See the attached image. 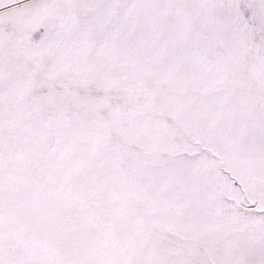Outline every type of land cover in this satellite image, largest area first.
<instances>
[{
    "label": "snow or ice",
    "instance_id": "snow-or-ice-1",
    "mask_svg": "<svg viewBox=\"0 0 264 264\" xmlns=\"http://www.w3.org/2000/svg\"><path fill=\"white\" fill-rule=\"evenodd\" d=\"M0 264H264V0H0Z\"/></svg>",
    "mask_w": 264,
    "mask_h": 264
}]
</instances>
